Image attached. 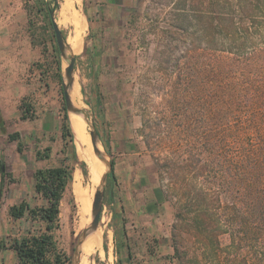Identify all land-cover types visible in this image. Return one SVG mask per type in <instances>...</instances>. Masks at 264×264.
<instances>
[{
	"label": "rangeland",
	"instance_id": "1",
	"mask_svg": "<svg viewBox=\"0 0 264 264\" xmlns=\"http://www.w3.org/2000/svg\"><path fill=\"white\" fill-rule=\"evenodd\" d=\"M54 1L66 40L72 28L60 26L58 16L64 0H25L29 35L40 51L41 85L26 99L31 119L21 120V103L0 112L1 240L39 227L7 215L21 200L43 204L33 190L34 170L65 163L72 176L80 171L87 178L76 150L72 159L73 134L72 144L61 135L56 44L44 18ZM85 1L75 3L86 25L74 54L75 94L115 175L112 189L103 188L102 233L84 263L129 264V234L146 231L163 235L149 240L155 264H264V221L253 208L257 196L264 205V186L255 181L264 176V0H94L100 15L92 24ZM59 61L63 70L60 55ZM45 148L49 159L35 160V150ZM71 184L60 203L58 239L74 264ZM12 260L0 251V264Z\"/></svg>",
	"mask_w": 264,
	"mask_h": 264
},
{
	"label": "trees",
	"instance_id": "2",
	"mask_svg": "<svg viewBox=\"0 0 264 264\" xmlns=\"http://www.w3.org/2000/svg\"><path fill=\"white\" fill-rule=\"evenodd\" d=\"M40 11V10H39ZM49 9L46 10L44 18L50 26ZM53 58L55 63L56 77L61 83V65L59 61V53L56 45L52 48ZM27 99V98H26ZM25 100L21 101V120L31 119L29 115V103ZM63 124L61 127L62 138L72 144V134L68 125V117L63 106ZM13 141L16 142V151L22 152V142L18 133L11 135ZM103 147L106 153V144L103 140ZM72 159L77 161L75 156V148L72 144ZM50 157V149L35 150L34 158L37 161L48 160ZM111 170L107 175V187L111 190L114 182V162L110 161ZM5 177V166L0 158V197L3 192ZM256 183L264 186V176L255 178ZM33 190L43 204L40 206H31L27 201L21 200L17 204L10 205L7 208V215L10 220L26 221L30 224L38 225V229L34 232H27L19 236L9 237L7 240L0 239V250H11L16 258L15 264H72L69 256L61 247L58 232L59 224V208L64 192L69 187L72 181V168L63 163L57 167L36 169L32 174ZM264 188V187H260ZM112 197V193L109 195ZM255 204L254 211L257 218L264 221V205L261 201ZM263 208V210H262ZM260 210L263 211L262 215Z\"/></svg>",
	"mask_w": 264,
	"mask_h": 264
},
{
	"label": "crops",
	"instance_id": "3",
	"mask_svg": "<svg viewBox=\"0 0 264 264\" xmlns=\"http://www.w3.org/2000/svg\"><path fill=\"white\" fill-rule=\"evenodd\" d=\"M97 1L98 3L106 1L117 3L120 0ZM93 4L94 0H86L84 3L91 24L100 15L98 8L93 7ZM27 17L25 0H0V112L13 109L21 103V100L33 97L37 87L41 85L40 70L35 67L40 59V51L32 44ZM117 143L121 146L124 142ZM123 157L121 162L127 159L126 154ZM113 173L115 175V168ZM126 203L131 204L132 200L129 198ZM129 235V264H155V247L151 246L152 243L149 240H155L163 235L159 232L146 231L141 232L140 235L138 233ZM135 238H140V241H136ZM0 251L8 252L13 258V264L16 263L15 255L11 250ZM119 257L122 261L128 258V254L125 250L120 251Z\"/></svg>",
	"mask_w": 264,
	"mask_h": 264
},
{
	"label": "bare ground",
	"instance_id": "4",
	"mask_svg": "<svg viewBox=\"0 0 264 264\" xmlns=\"http://www.w3.org/2000/svg\"><path fill=\"white\" fill-rule=\"evenodd\" d=\"M75 3H77V0H64L63 4L59 7L58 16L60 26H71L72 30L66 36V44L73 54H78L77 52L80 51L82 46V36L85 32L86 25L83 17L75 10ZM72 80V85L67 88V93L73 107V109L68 112V121L70 131L73 134L76 155L78 160L85 164L87 171L86 181L82 177L80 171H74L72 176L71 191L76 204V223L73 225L74 229L78 232L77 235L79 237L81 236V245L78 247V253L74 258V264H85L84 262H86V260H84V258H87L90 251L95 248L100 233H102L103 230L102 225L104 222H102V217L96 228L90 229L89 223L92 217L91 204L93 195L98 188H100L102 176L106 173L108 167L107 158L100 145L94 142L91 143L89 140L90 137L88 138L85 133L84 125L89 136L90 128L88 129L87 127L90 122L88 123L84 111L85 107L79 100L80 93L79 95L75 94L78 91V80L74 74L72 75ZM64 83L66 84L65 81Z\"/></svg>",
	"mask_w": 264,
	"mask_h": 264
},
{
	"label": "water",
	"instance_id": "5",
	"mask_svg": "<svg viewBox=\"0 0 264 264\" xmlns=\"http://www.w3.org/2000/svg\"><path fill=\"white\" fill-rule=\"evenodd\" d=\"M57 5L56 2L54 1L53 8L49 11V19H50V25L53 31V37L55 40V44L58 50V53L60 55V58L65 62L66 66L63 70H61V90H62V97H63V102H64V108L66 110V114L68 117V112L73 109L69 95L67 93V88H69L72 83V75L74 74V65H75V60L76 57L72 53V51L69 49L68 45L66 44V40L63 37L62 31L58 28L57 23L54 19V10L56 9ZM66 82V84L64 83ZM85 115L87 119L90 121L89 123V137L91 142L97 143L98 144V136L97 132L94 129L93 125V120L91 117V114L84 108ZM104 155L107 158V167L108 170L106 173L102 176V184L100 185V188L94 193L93 195V200H92V206H91V211H92V220L91 223L89 224V228L93 229L96 228L99 222V217H100V212H101V202H102V197H103V188L107 184V175L110 173L111 170V164L110 161L108 160V157L106 153ZM83 235V234H82ZM81 245V239L78 236L76 245H75V250L73 253L72 258L76 256L78 253V247ZM73 264V261H71Z\"/></svg>",
	"mask_w": 264,
	"mask_h": 264
}]
</instances>
